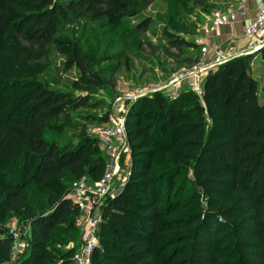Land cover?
I'll list each match as a JSON object with an SVG mask.
<instances>
[{"label":"trees","instance_id":"1","mask_svg":"<svg viewBox=\"0 0 264 264\" xmlns=\"http://www.w3.org/2000/svg\"><path fill=\"white\" fill-rule=\"evenodd\" d=\"M112 1L0 0V202L33 226L29 250L11 260L15 238L0 225V264L74 262L82 229L71 185L99 180L106 159L94 135L65 145L45 138L54 118L87 97L34 77L45 70L40 48L69 13L104 14ZM126 128L132 167L102 206L91 264H264V99L244 57L209 72L202 96H140ZM35 194L47 196L45 209ZM58 233L80 243L50 263L46 247Z\"/></svg>","mask_w":264,"mask_h":264},{"label":"rangeland","instance_id":"2","mask_svg":"<svg viewBox=\"0 0 264 264\" xmlns=\"http://www.w3.org/2000/svg\"><path fill=\"white\" fill-rule=\"evenodd\" d=\"M238 1L113 0L104 14L86 8L69 13L59 25L54 41L40 48V62L45 70L34 79L52 91L85 96L87 102L79 107L67 106L69 114L54 118L45 138L65 145L77 142L87 133L99 140L100 132L118 117L126 116L140 96L162 93L173 98L192 90L189 72L206 59L198 41L204 35L203 24L213 11L233 9ZM239 56L249 64L264 99V51ZM114 143L119 151L120 170L112 186L119 189L132 167V149L127 132L122 141ZM201 201L205 204L203 197ZM32 202L40 210L48 205L44 194H35ZM0 225L18 233L11 260L25 254L33 238L30 220L12 213L0 202ZM48 243L46 249L52 255L48 261L54 263L61 252L79 245L80 236L58 233Z\"/></svg>","mask_w":264,"mask_h":264},{"label":"built area","instance_id":"3","mask_svg":"<svg viewBox=\"0 0 264 264\" xmlns=\"http://www.w3.org/2000/svg\"><path fill=\"white\" fill-rule=\"evenodd\" d=\"M250 0H239L233 9H217L213 11L202 26L205 34L217 27L245 18L249 10ZM247 40L244 45L237 48H223L216 45L212 59L200 61L190 70V85L193 91L202 96L206 75L227 59L241 54L253 53L264 47V0H260L256 15L245 27ZM209 50L205 45L203 52ZM126 116L118 117L113 125L104 128L99 135V144L106 151V171L99 180L92 181L84 176L75 180L71 185L70 198L80 210L77 224L82 229L80 245L73 254L75 264H91L94 249L100 244V224L102 206L108 195L113 196L118 190L112 186L114 176L120 170V157L117 144L126 134ZM15 238L18 236L15 229H11Z\"/></svg>","mask_w":264,"mask_h":264},{"label":"crops","instance_id":"4","mask_svg":"<svg viewBox=\"0 0 264 264\" xmlns=\"http://www.w3.org/2000/svg\"><path fill=\"white\" fill-rule=\"evenodd\" d=\"M260 4V0H250L249 10L245 18H240L234 22L221 25L205 34L198 39L199 44H201V49L207 45L209 50L206 54H203L207 60L212 59L215 52L213 48L219 45L223 48H237L245 44L247 37L245 35L246 24L255 17L257 8Z\"/></svg>","mask_w":264,"mask_h":264}]
</instances>
